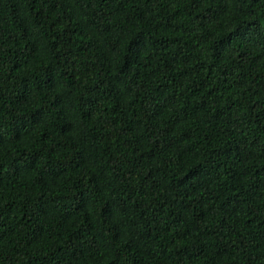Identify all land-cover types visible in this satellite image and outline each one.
Instances as JSON below:
<instances>
[{
    "label": "trees",
    "instance_id": "16d2710c",
    "mask_svg": "<svg viewBox=\"0 0 264 264\" xmlns=\"http://www.w3.org/2000/svg\"><path fill=\"white\" fill-rule=\"evenodd\" d=\"M0 264H264V0H0Z\"/></svg>",
    "mask_w": 264,
    "mask_h": 264
}]
</instances>
